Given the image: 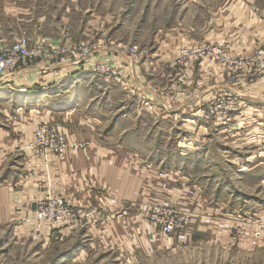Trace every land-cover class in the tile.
Listing matches in <instances>:
<instances>
[{
	"label": "rangeland",
	"instance_id": "obj_1",
	"mask_svg": "<svg viewBox=\"0 0 264 264\" xmlns=\"http://www.w3.org/2000/svg\"><path fill=\"white\" fill-rule=\"evenodd\" d=\"M34 1L0 0L5 48L26 37L77 54L89 45L90 55L52 83L0 90V181L29 175V158L54 155L68 168V154L82 152L85 174L76 178L71 162L54 192L87 216L50 233L35 219L40 199L24 224L26 202L9 197L16 207L0 224V264H264V0H42L32 18L6 10ZM39 122L61 130V156L32 145ZM107 164L144 173V239L94 176ZM45 166L37 184L53 189L56 172ZM157 202L193 224L164 234L146 218Z\"/></svg>",
	"mask_w": 264,
	"mask_h": 264
},
{
	"label": "crops",
	"instance_id": "obj_2",
	"mask_svg": "<svg viewBox=\"0 0 264 264\" xmlns=\"http://www.w3.org/2000/svg\"><path fill=\"white\" fill-rule=\"evenodd\" d=\"M6 1H10V0H6ZM37 1L41 2L42 0H35L34 6L30 2L27 8L22 7L20 3L17 4L15 2L12 5H9L8 3L6 10L9 12L16 11L18 14H27L28 18H32L34 13L37 14ZM241 5L243 6V4ZM234 7H235L234 5H230L228 9L231 10L234 9ZM261 7L263 9L261 10L262 12L261 16H264V5H262ZM244 9H247L244 10L246 14L249 13L251 14L252 11L249 10V7L247 8L244 6ZM259 23L260 25L257 26L259 29L256 30V32L261 33L260 35L264 37V25H263L264 19H262V21L259 20ZM5 41H6V36L0 34V49L8 45L6 44ZM71 72H78V68L75 66H58L56 68H53V66H50V63L46 61L30 62V63L26 61L23 64H21L18 67V69L13 73L7 74L4 77L0 78V90L5 91V89H11V90L18 89L17 90L18 92L25 93L27 89H32L34 88V86L37 85H43L45 82L52 83L56 81L58 78L62 77V74L71 73ZM23 96L25 97L24 94ZM32 97H33L32 95L28 96V98H32ZM36 108L37 109L34 111H37L39 109V107ZM69 112L70 111H68L66 114H70ZM60 113L62 114L63 112ZM75 113H79V110ZM23 127L24 125H21V128ZM29 131H31V127H29L28 132ZM27 155L29 156V154ZM0 158H4L3 154L0 155ZM67 158L69 161L68 168L66 166L67 165L66 163H65L66 165L64 164V166L62 163L59 164L57 157L54 155H50V158L48 157L47 162L42 157L40 158L32 157L29 158L31 161L29 165L27 166V164H25L26 165L25 171L27 174L29 172V175H27L28 177L25 176L24 173L21 174L19 170L18 172H15V170H13V173L11 175L9 174L10 176L8 181H5L6 177H3L2 181H0V224L8 221L9 213L12 211V209L14 210L16 207L13 202L8 203L9 197H12L13 200H15V198H19L21 202L24 201L26 202L25 203L26 205L24 206L25 208L23 207L20 212H17L18 216L27 218L24 224L28 223L29 222L28 220H31V218L34 217L33 210L36 207V200L41 199L44 195V192L40 190L41 188L38 186L37 183L40 180V178L42 179L46 176L47 167L45 166V163L49 162V164L52 165L51 166L52 170L56 172L54 174H56L57 178L55 179L54 182H52L54 185L52 190L55 192L64 191L65 178L68 176V171L73 165V164L71 165V162L75 163L74 165L76 167L79 166L78 167L79 169H75L76 178H79L81 175L85 174L87 170L82 169V164L85 163L84 154L82 152H79V154L69 153ZM122 158L123 157L121 156L120 161L122 160ZM120 161L118 165L121 166ZM18 165L22 167L23 164L19 163ZM120 166H117V164H113V165L107 164L106 166L103 167L99 166L97 169H95L94 176H98L99 178L98 183H101L102 180H104V182L106 181L107 183L106 185L108 186L110 193L114 191L113 192L114 197L116 198L118 197L120 201L126 204V209L123 208L122 210H120L121 213L120 219L123 220L122 222H125L127 224H132V227L129 226L130 228H133V226H135L134 229L135 231L134 230L133 231L137 232V237L140 239V235H142L141 239H144V232H143L144 225H149L147 221H144V215H143L144 214V173L142 174L140 172L139 176H137L135 173L134 175L129 171H125L124 169L120 168ZM25 180L27 182L24 183ZM179 192L175 191V195L176 194L178 195ZM27 215H29V217H27ZM30 229L31 228L29 227V231ZM140 229L142 232H140ZM77 259H78L77 256L75 255L72 256L73 262L76 261Z\"/></svg>",
	"mask_w": 264,
	"mask_h": 264
},
{
	"label": "built area",
	"instance_id": "obj_3",
	"mask_svg": "<svg viewBox=\"0 0 264 264\" xmlns=\"http://www.w3.org/2000/svg\"><path fill=\"white\" fill-rule=\"evenodd\" d=\"M81 54H77L78 46L67 45L64 48H56L39 39L30 42L28 38L18 39L11 47L0 49V78L11 74L24 62H49L50 65L68 66L80 64L90 55V46H79ZM83 67H86L83 65ZM91 70H96L91 68ZM103 73L114 74L109 67L100 69ZM36 137L32 142L40 151L49 150L55 154L64 151L65 139L61 130L53 128L46 122H39ZM61 156V155H60ZM40 188L47 189L46 195L38 202V210L35 219L44 227H49V231L60 233L67 227L74 225L79 219L86 217L83 206H78L74 199L56 194L49 185L40 183ZM146 218L153 222L155 226L161 228L166 235L174 234L180 228L190 227L194 222L192 214L179 211L178 208L168 203H154L146 210ZM144 215V214H143ZM46 227V228H47Z\"/></svg>",
	"mask_w": 264,
	"mask_h": 264
},
{
	"label": "bare ground",
	"instance_id": "obj_4",
	"mask_svg": "<svg viewBox=\"0 0 264 264\" xmlns=\"http://www.w3.org/2000/svg\"><path fill=\"white\" fill-rule=\"evenodd\" d=\"M69 113H71V111Z\"/></svg>",
	"mask_w": 264,
	"mask_h": 264
}]
</instances>
